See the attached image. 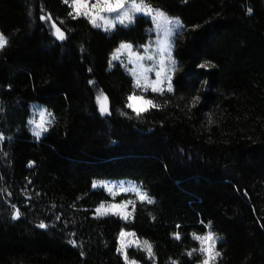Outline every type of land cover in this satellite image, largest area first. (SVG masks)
<instances>
[{"label": "trees", "instance_id": "16d2710c", "mask_svg": "<svg viewBox=\"0 0 264 264\" xmlns=\"http://www.w3.org/2000/svg\"><path fill=\"white\" fill-rule=\"evenodd\" d=\"M145 2L184 28L173 91L145 95L155 106L137 115L140 92L109 61L148 43L150 19L107 33L70 0H0V264H126L123 231L152 245L153 258L129 250L137 264H202L194 234L209 231L215 264H264V0ZM36 102L55 118L41 139ZM120 180L153 202L136 201L128 222L97 217L113 199L94 185Z\"/></svg>", "mask_w": 264, "mask_h": 264}, {"label": "rangeland", "instance_id": "374dc122", "mask_svg": "<svg viewBox=\"0 0 264 264\" xmlns=\"http://www.w3.org/2000/svg\"><path fill=\"white\" fill-rule=\"evenodd\" d=\"M70 2H71V0H70ZM94 2H95V0H89V3H94ZM151 8L153 10L163 12L168 20L174 21L176 19H179V21L183 25V22L180 18L170 16L169 14H167L166 12H164L162 10L155 9L153 7H151ZM104 15L108 16L111 19H115L116 16L119 15V13H111V14L105 13ZM80 16L85 17L83 15H80ZM142 16L150 19L153 23V28L150 32L152 35L151 39L148 41V43L146 45H142L138 48H136L130 44L122 43L119 46V48H117V50H115V52L112 54L110 61H109V70H112V69H114L115 66L119 65L123 68V70L126 73H128L132 77V79L134 81V86L140 92V94L134 95L135 98L132 101H129V103H132L134 108L140 109L141 110L140 114L147 112L148 110H150L151 108L154 107L153 105H155L154 102L150 99H147V97L145 95H148V94L161 95L164 93H171L172 92V91L169 92L167 90V79H166V77L168 75L171 76V83H172V87L174 88L173 79H174L175 71H176L177 66H178V62H177V59L175 57V40H176L177 36L183 30L184 25L182 28H177V27H175V24H171V25L166 24L165 20H163V19L157 21L153 18V16L145 15L143 13H136L135 19L132 23L121 24L117 20L115 22V27H112L107 31L105 30L104 27H97L99 29H102L104 32L113 33L117 26L127 27V28L134 26L136 23V19L139 17H142ZM86 19H88V18H86ZM97 23H103V21H100L98 19ZM158 24H159V27L157 26ZM168 29H171L170 34H167ZM122 45H130L131 48L130 49L121 48ZM114 55L117 56L118 58L113 59ZM137 57H143V59L138 60ZM149 57H151V59H149ZM173 60L175 61L174 66L172 64ZM161 61H163L164 71L162 72L161 77H160V79L163 81V83L160 85V87H163V89H164L163 93L151 90V83L157 79L156 73L158 71H161ZM145 69H150V71L144 72ZM133 70H135V74H133ZM142 73H143V75H141ZM138 76L140 77L141 87L136 86ZM144 76L147 77V81H145ZM145 83H147L149 85L147 90H145V87H144ZM146 101H151V104L145 103ZM108 103L109 102H108V98H107V108H108ZM98 105H99V111H100V104L98 103ZM30 109H31V119L29 122L30 131H31L32 135L35 136L37 139H41L48 132L51 125L54 123V120H55L54 115L51 112H49V110L46 108V106H44L41 103H37V102L32 103L30 105ZM130 109L132 111H134L133 108H130ZM142 109H147V110L144 111ZM134 112L136 113V111H134ZM100 114L102 116L107 115V114H102L101 111H100ZM42 117H43V128L41 129V128H38L37 125L41 124V122H42L41 118ZM37 131H40L39 136L36 135ZM95 188H104L109 193L111 198L113 199V201L103 203V205H105L106 207L109 205H113V204L123 205L127 202V207L120 210L122 212V215H127V219L122 218V215L108 214V215H115V216L119 217L121 220H123L124 222H128V221L132 220L133 209H134V205H135L136 201H146V200H141L139 198V195L137 192L130 190L133 188H138L140 191L145 192L139 183L131 181V180L100 181V182H97L95 184ZM109 188H112L113 191L109 192L108 191ZM121 189H125V190L121 191ZM108 215H98L97 210H96V216L97 217H104V216H108ZM123 232L132 233L129 231H123ZM126 239L140 241V242L147 241V240H142V239L138 238L136 235H135V237H127ZM220 241H221L220 238L217 239V241H216V251H217V245ZM199 243H200V241H199ZM200 246H201V244H200ZM119 248H120V238H119ZM130 249H138V250L146 252L142 247H137L135 245L128 247L126 249L128 260L126 261L124 254H122L119 251L120 255L123 257L126 264H131V262H134L128 256V252ZM202 255L205 259V254L202 253ZM151 258H153V256ZM217 259H218V257L216 258L215 262L217 261ZM135 264H137V263L135 262Z\"/></svg>", "mask_w": 264, "mask_h": 264}, {"label": "snow or ice", "instance_id": "6c2138e0", "mask_svg": "<svg viewBox=\"0 0 264 264\" xmlns=\"http://www.w3.org/2000/svg\"><path fill=\"white\" fill-rule=\"evenodd\" d=\"M67 3L68 0H65ZM71 7L73 9V13H75V16L78 17L80 15L85 16L90 20L91 23H93L96 27H104L105 30H109L112 27H115V22L118 20L119 23L125 24V23H132L135 19L136 13H143L145 15L153 16V18L157 21L163 19L165 20L166 24H175V27L182 28L183 25L179 21V19L176 20H168L167 17L163 12L153 10L147 3H145V0H95L94 3H89V0H71ZM249 12H251V9H249ZM108 13H119L118 16H116L115 19H111L108 16H105L104 14ZM103 21V23H97V20ZM159 27V24L157 25ZM53 27L55 29V36L59 40L65 39L64 32L61 31L59 27H56L55 24H53ZM171 33V29H168V33ZM8 44L7 37L0 33V50H3ZM121 48H127L130 49V45H122ZM119 51V50H118ZM117 56H113V59H117ZM137 59H143V57H137ZM151 59V57H149ZM173 66L175 65V61H172ZM201 67H205V65H201ZM150 71V69H145L144 72ZM164 71L163 68V61H161V71H158L156 73L157 79L151 83V90L152 91H158L163 93L164 89L163 87H160V85L163 83V81L160 79L162 72ZM133 74H135V70H133ZM143 75V73L141 74ZM145 81H147V77L144 76ZM167 79V90L169 92L173 91L172 83H171V76L168 75L166 77ZM137 87H141V81L140 77H137ZM145 90L149 87L147 83L144 85ZM135 97L130 96L129 100L132 101ZM98 103L100 104V111L102 114L108 113L107 108V97L101 94L97 97ZM145 103L151 104V101H146ZM155 106V105H153ZM128 107L133 108L134 111H136L137 115L140 114V109L134 108L132 103L128 104ZM146 111L147 109H142ZM42 122L40 125H37L38 128H43V117L41 118ZM36 135H40V131L36 132ZM95 186V185H94ZM125 189H121V191H124ZM131 191H135L138 193L139 198L141 200H146L148 203H152L153 201L147 193L140 191L138 188L130 189ZM109 192H112L113 189L109 188ZM127 207V202L123 205H101L100 208L97 209L98 215H108V214H116V215H122L121 209H124ZM20 211L17 209L15 210L14 218H19ZM122 218L127 219V215H122ZM211 225L209 224V227ZM41 228L46 227V225L41 224ZM127 237H135V233H125L121 232L120 234V248L119 251L124 254L125 260H128L126 249L128 247H131L133 245L137 247H142L149 255V257L153 256L152 252V245L148 241H135V240H128ZM176 239H180L179 233L175 234ZM194 238L200 241L201 248L200 251L205 254V259L203 261V264H215L216 258L220 255L218 251H216V241L219 239L214 233L211 231L208 232L204 236H196L194 234ZM75 243V242H73ZM191 255V253H189ZM131 264H135V262H131Z\"/></svg>", "mask_w": 264, "mask_h": 264}, {"label": "water", "instance_id": "95a60500", "mask_svg": "<svg viewBox=\"0 0 264 264\" xmlns=\"http://www.w3.org/2000/svg\"><path fill=\"white\" fill-rule=\"evenodd\" d=\"M65 40V39H64ZM64 40H62V41H64Z\"/></svg>", "mask_w": 264, "mask_h": 264}]
</instances>
